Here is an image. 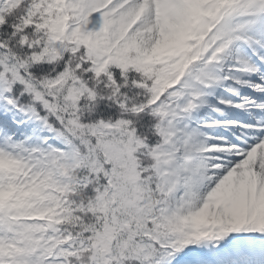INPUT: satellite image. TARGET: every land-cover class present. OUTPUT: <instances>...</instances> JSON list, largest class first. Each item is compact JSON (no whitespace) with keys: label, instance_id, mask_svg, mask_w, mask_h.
Segmentation results:
<instances>
[{"label":"snow or ice","instance_id":"6c2138e0","mask_svg":"<svg viewBox=\"0 0 264 264\" xmlns=\"http://www.w3.org/2000/svg\"><path fill=\"white\" fill-rule=\"evenodd\" d=\"M0 264H264V0H0Z\"/></svg>","mask_w":264,"mask_h":264}]
</instances>
